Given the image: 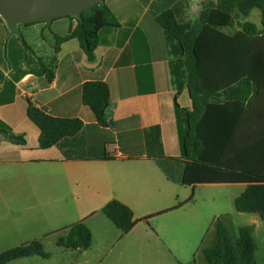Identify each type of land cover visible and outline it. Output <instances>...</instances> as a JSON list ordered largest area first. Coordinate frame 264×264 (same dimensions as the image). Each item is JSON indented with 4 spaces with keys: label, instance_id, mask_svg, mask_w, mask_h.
<instances>
[{
    "label": "trees",
    "instance_id": "1",
    "mask_svg": "<svg viewBox=\"0 0 264 264\" xmlns=\"http://www.w3.org/2000/svg\"><path fill=\"white\" fill-rule=\"evenodd\" d=\"M187 10L186 0H159L155 8L149 10L165 34L169 54L175 58L169 63L173 83L178 93L187 89L192 102L191 109H181L175 104L183 164L177 181L192 188L202 184L243 183L244 191L234 200L236 212L255 214L264 221V138L245 144L239 133L246 102L256 89L264 86L263 49L254 51L264 46V0H215L204 4L195 19L187 17ZM252 10L260 13V27L246 20ZM65 17L75 18L77 25L70 34L56 38L54 52L57 54L62 43L74 39L89 62L94 61V51L105 43V36L120 28L110 8L102 3L82 11L77 17ZM235 24L239 27L235 34L224 31L234 28ZM3 33V64L20 74L15 79L32 70L51 82L52 72L40 59H32L34 53L24 38L9 29H4ZM1 83L9 82L0 73ZM81 102L94 115L95 124H84L78 118L54 117L28 102L26 115L39 131V148L55 146L68 161H108L115 157L106 146L117 143L128 158L135 157L142 143V133L133 131L114 137L109 131L108 85L102 80L86 81L81 88ZM0 134L10 142L25 144L23 136L9 139L11 132L1 120ZM158 136L157 127L144 132L147 157L156 162L169 180H176L169 173L172 158L163 155ZM143 153L144 149L140 148L137 154ZM191 201L192 197L186 202ZM181 206L177 204L156 215ZM101 213L124 235L154 216L134 219L131 209L117 200L106 203ZM62 231L64 235L57 239V246L78 250L90 247L92 235L83 222ZM253 232L252 225L240 227L235 240H231L220 220H215V246L201 251L206 263L256 264ZM33 255L44 256L38 241L0 252V264Z\"/></svg>",
    "mask_w": 264,
    "mask_h": 264
},
{
    "label": "crops",
    "instance_id": "2",
    "mask_svg": "<svg viewBox=\"0 0 264 264\" xmlns=\"http://www.w3.org/2000/svg\"><path fill=\"white\" fill-rule=\"evenodd\" d=\"M151 1L129 0L125 2L122 10H116V2L109 5L120 28L105 36V43L94 51L93 62L87 60L74 39L62 43L57 54L54 52L56 38H62L74 31L77 25L75 18L64 16L51 21L16 26L15 32L24 38L34 53L31 55L32 59H40L52 72L53 79L49 83L44 75H37L32 70L26 71L18 81L15 78H19L20 74L3 64L5 20H1L0 35L3 36H0V73L9 83L0 84V120L10 130L9 135L23 136L25 144L19 145L0 136V196L8 195L15 199H23L29 194H36L42 202L41 206H48L50 202L52 205L49 215L44 216L42 211V220L27 218L26 213L23 214L19 210L15 213L8 210L6 217L8 221L3 223L0 241H8L15 236L21 237L24 228L37 227L39 221L50 228L62 230L68 227L63 223V209L58 208L57 203H64L66 194L71 199L74 197L78 199L76 194L80 192L81 183L86 185L88 198L93 197L98 188L113 190L114 186L122 188L126 184L132 188L141 185L140 188L143 189L149 186L150 191L146 190L147 194L144 191L136 196L141 204L146 202V205L158 203L152 197L160 201L157 197L160 192L156 190L163 186V181H166L167 185L170 183L180 185L177 179L183 164L180 161L181 149L175 104L181 109H191L192 102L187 89L183 88L178 93L173 83L169 63L175 58L168 52L163 30L155 23L149 12ZM229 30L224 31L235 34L239 27L237 26L233 33ZM262 49L264 54V46L254 51ZM93 80H102L109 88L111 103L108 112L111 124L109 131L114 137L119 133L140 131L142 143L138 145V151L143 148V154L138 155L137 151L135 157L128 158L120 151L117 143H111L106 146L108 152L111 155L120 152L121 158L108 161H68L62 158L61 152L55 146L49 149L39 148V131L26 115L28 102L45 109L54 117L78 118L84 124H95L94 115L81 102L82 85ZM255 92L246 102V111L239 130L240 138L245 144L264 138V86ZM153 127L159 130L158 140L163 155L172 158L169 162V173L176 180H169L156 162L147 157L144 132ZM170 150H176L174 156ZM131 152L134 154L132 150ZM202 185L236 186L239 193L235 195L234 200L246 187L243 183ZM153 189L156 193H153ZM163 197L167 200L168 195ZM119 200L133 212L134 203L131 200ZM175 205L166 203L162 205L163 207H156L154 212L165 211ZM250 215L252 216L249 224L254 228L263 225L264 221L258 215Z\"/></svg>",
    "mask_w": 264,
    "mask_h": 264
},
{
    "label": "rangeland",
    "instance_id": "3",
    "mask_svg": "<svg viewBox=\"0 0 264 264\" xmlns=\"http://www.w3.org/2000/svg\"><path fill=\"white\" fill-rule=\"evenodd\" d=\"M126 1L129 0H104L102 4L110 8L109 5L116 2V10H122ZM186 1L188 3L187 17L195 19L204 4L215 0ZM158 2L159 0H152L149 10L152 11ZM117 13L120 15L119 12ZM246 20L258 27L261 26L258 10H253ZM1 24L0 20V31ZM4 26L5 31L8 30L6 22ZM236 29L235 24L234 28L227 30L233 33ZM169 152L174 156L176 150ZM140 186L132 188L126 184L122 188L114 186L113 190L98 188L95 195L88 198L86 185L81 183L79 194L76 192L78 199L77 197L71 199L66 194L64 203L58 202L57 205L58 208L63 209L65 226L83 222L91 231L90 247L86 250H78L57 246V239L64 235L61 228H50L39 221L40 224L37 227L24 228L23 232L21 231L23 233L21 237L15 236L8 241H0V252L24 243L38 241L42 244L44 256L33 255L6 264H207L201 251L215 246L216 240L213 233L215 220H220L231 240H235L240 227L251 225L249 223L252 215L238 213L234 208V197L239 193L236 186L200 185L192 189L174 183L167 185L166 181H163V186H159L156 190L160 192L157 196L160 201L152 197L158 202L154 205H146V202L144 205L136 199L137 194L146 190L150 191L149 186L144 189ZM156 192L154 190L153 193ZM166 195L169 201L163 197ZM190 197H192L191 203L188 202L190 204L185 205ZM119 199L131 200L134 203L132 207L136 219L146 218L151 214L154 216L138 223L132 232L124 235L101 213L103 203L106 204L111 200L120 201ZM166 203L183 206L171 213L155 215L156 207H163L162 205ZM41 204L36 194H29L23 199L1 195L0 233H2L3 223L8 221L6 218L8 210L12 213L19 210L23 214L26 213L27 218L42 220V211L44 216L49 215L52 203L44 207ZM12 216L15 217V215ZM253 239L256 245L255 263L264 264V223L254 228Z\"/></svg>",
    "mask_w": 264,
    "mask_h": 264
},
{
    "label": "water",
    "instance_id": "4",
    "mask_svg": "<svg viewBox=\"0 0 264 264\" xmlns=\"http://www.w3.org/2000/svg\"><path fill=\"white\" fill-rule=\"evenodd\" d=\"M104 0H0V17L12 32L16 26L51 21L64 16L77 17ZM13 139L15 136L9 135Z\"/></svg>",
    "mask_w": 264,
    "mask_h": 264
},
{
    "label": "built area",
    "instance_id": "5",
    "mask_svg": "<svg viewBox=\"0 0 264 264\" xmlns=\"http://www.w3.org/2000/svg\"><path fill=\"white\" fill-rule=\"evenodd\" d=\"M112 156H114L115 158H121L122 154L120 152H116Z\"/></svg>",
    "mask_w": 264,
    "mask_h": 264
}]
</instances>
